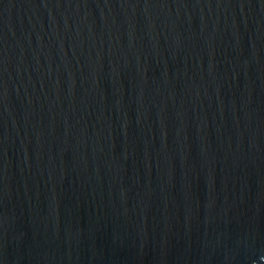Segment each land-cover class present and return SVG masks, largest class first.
Instances as JSON below:
<instances>
[{"label":"water","instance_id":"obj_1","mask_svg":"<svg viewBox=\"0 0 264 264\" xmlns=\"http://www.w3.org/2000/svg\"><path fill=\"white\" fill-rule=\"evenodd\" d=\"M0 264H264V0H0Z\"/></svg>","mask_w":264,"mask_h":264}]
</instances>
